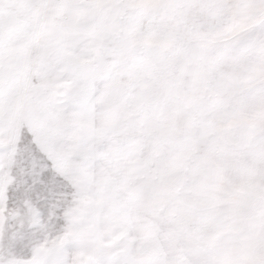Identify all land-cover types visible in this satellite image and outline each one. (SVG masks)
Masks as SVG:
<instances>
[{"label": "snow or ice", "instance_id": "1", "mask_svg": "<svg viewBox=\"0 0 264 264\" xmlns=\"http://www.w3.org/2000/svg\"><path fill=\"white\" fill-rule=\"evenodd\" d=\"M0 264H264V0H0Z\"/></svg>", "mask_w": 264, "mask_h": 264}]
</instances>
